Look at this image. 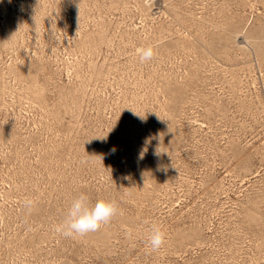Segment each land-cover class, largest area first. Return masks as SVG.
Returning a JSON list of instances; mask_svg holds the SVG:
<instances>
[{
  "label": "rangeland",
  "instance_id": "obj_1",
  "mask_svg": "<svg viewBox=\"0 0 264 264\" xmlns=\"http://www.w3.org/2000/svg\"><path fill=\"white\" fill-rule=\"evenodd\" d=\"M0 264H264V0H0Z\"/></svg>",
  "mask_w": 264,
  "mask_h": 264
},
{
  "label": "clouds",
  "instance_id": "obj_2",
  "mask_svg": "<svg viewBox=\"0 0 264 264\" xmlns=\"http://www.w3.org/2000/svg\"><path fill=\"white\" fill-rule=\"evenodd\" d=\"M140 61L146 62L153 58L154 51L151 46L138 49ZM161 152H156L159 155ZM143 153H141V157ZM167 171V169H163ZM33 202L25 201V207L31 209ZM117 213L114 202L98 200L94 205H90L85 195H80L74 199L67 212V218L62 225L57 226L56 231L65 237L74 235H86L98 231L102 225L110 222L111 218ZM165 243V233L159 228L154 227L149 237L148 244L152 252L159 251Z\"/></svg>",
  "mask_w": 264,
  "mask_h": 264
}]
</instances>
